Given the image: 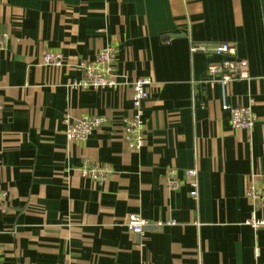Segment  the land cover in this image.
<instances>
[{
    "label": "crops",
    "instance_id": "crops-1",
    "mask_svg": "<svg viewBox=\"0 0 264 264\" xmlns=\"http://www.w3.org/2000/svg\"><path fill=\"white\" fill-rule=\"evenodd\" d=\"M0 40V264H264V204L247 195L264 177V0H0ZM222 44L249 78H208L224 57L192 48ZM111 47L117 86H77ZM48 51L62 67L41 62ZM143 79L134 150L125 120ZM226 106L251 107L254 128H233ZM84 117L106 123L69 142ZM87 164L113 174L93 181ZM131 215L151 227L131 233Z\"/></svg>",
    "mask_w": 264,
    "mask_h": 264
},
{
    "label": "built area",
    "instance_id": "built-area-1",
    "mask_svg": "<svg viewBox=\"0 0 264 264\" xmlns=\"http://www.w3.org/2000/svg\"><path fill=\"white\" fill-rule=\"evenodd\" d=\"M2 40H0V45ZM193 52L210 51L224 59L219 63H212L208 66L207 75L212 81L226 87L249 78V64L247 60L237 57L235 49L230 44L214 46L209 50L205 45H194ZM117 55L115 48H106L102 50L92 62H85L80 65L84 73V80L77 86L84 89H113L117 86V81L113 76V63ZM45 66L62 67L63 57L57 52H46L41 61ZM151 81L147 79L137 80L133 86V115L125 120V132L131 149L140 150L144 143L145 123L143 120V102L149 97L148 87ZM0 106V118L2 113ZM225 109L229 113V122L233 128L251 131L257 117L251 107H230ZM106 120L101 117H84L78 121L67 122V140L69 142H83L97 129L101 128ZM113 174V169L109 165L87 164L83 169V176L93 181L103 182L108 180ZM190 179L192 198H197L196 171L188 172ZM166 180L170 187L176 188L179 185L176 172L169 170L166 174ZM247 195L259 205L264 204V177L261 182L252 181L249 184ZM7 194H0V201H5ZM254 226H264V221H253ZM163 225L162 223L158 224ZM128 230L133 234H142L151 225L139 215H131L127 222Z\"/></svg>",
    "mask_w": 264,
    "mask_h": 264
}]
</instances>
